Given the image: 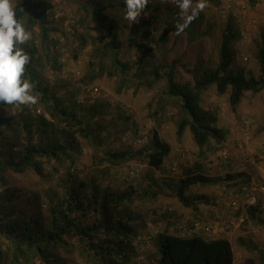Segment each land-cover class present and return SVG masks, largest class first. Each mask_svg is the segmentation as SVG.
Returning <instances> with one entry per match:
<instances>
[{"label":"rangeland","instance_id":"obj_1","mask_svg":"<svg viewBox=\"0 0 264 264\" xmlns=\"http://www.w3.org/2000/svg\"><path fill=\"white\" fill-rule=\"evenodd\" d=\"M103 1L44 0L38 11L50 32L47 46L41 43L38 19L33 27L27 28L32 39L26 44L35 47L38 56L34 68L39 93H31L37 97V103L33 112L28 105L8 104L3 115L13 121L29 110L34 116L44 117L59 130L56 134L49 133L50 141H69L74 149L69 151L70 156H61L59 162L43 161L42 175L31 168L21 174L5 169L6 188H15L21 195L19 199L45 219L54 206L52 198L63 195V181L70 176L87 182L95 180L100 189L131 192L132 198L125 208L135 218V235L125 239L128 248L123 256L130 264H154L159 256L155 239L159 234L187 236L192 230L195 208H186L179 200L175 191L179 182L199 174L219 178L220 182L214 186H192L187 196L203 205L208 219L216 217L225 229L233 232L236 264H264V190L253 188L256 180L264 184V91L246 92L236 110L230 104V89L223 95L216 86L201 92L199 106L215 116L213 125L224 138L211 137L200 147L189 127L178 135L186 115L178 99L163 95L166 81L151 84L148 78L140 80L136 76L137 52L130 44L134 38L147 43L164 68L175 63L178 82L193 86L195 76L218 68L223 34L232 15L237 35L230 70L247 77H264L258 59L264 45V0H205L203 10L182 32L176 29V24L183 20L174 0H149L148 4L155 5L156 11L147 5L138 22L125 19L124 0H106L102 11L109 13L116 23L119 40L116 50L105 48L110 39L108 30L93 12ZM80 2L88 8L78 6ZM198 2L193 0L187 14ZM13 3L16 5L17 0ZM225 6H229V15L220 13ZM156 15L168 24L162 27L155 21ZM92 89L97 90L96 95H92ZM55 108L77 114L88 124L85 135ZM52 112L57 114L52 116ZM62 129L65 133H61ZM155 132L169 147L159 169L151 167L148 159ZM140 137L143 147L137 144ZM116 153L126 154L125 158L114 159L112 154ZM246 159L249 165L245 164ZM242 172L253 181L249 184L238 179L228 181V175ZM237 181L239 184L235 185ZM4 189L0 183V194ZM250 191L258 193L260 216L255 219L248 214L250 204L246 196L239 206H232L242 192ZM199 196L205 200L202 202ZM237 212L244 219H239V226L228 225V218L236 217ZM106 216L111 220L112 217ZM201 230L202 226L197 233ZM151 236L155 238L145 240ZM67 242L54 253L61 264H96L76 241L67 238ZM244 242L261 248L262 253L248 249ZM4 243L8 242L0 237V245Z\"/></svg>","mask_w":264,"mask_h":264},{"label":"trees","instance_id":"obj_2","mask_svg":"<svg viewBox=\"0 0 264 264\" xmlns=\"http://www.w3.org/2000/svg\"><path fill=\"white\" fill-rule=\"evenodd\" d=\"M36 1L17 0L15 5L17 17L26 28L33 27L38 19L42 29L41 43L47 46L50 41V32L46 29L47 22L44 21L43 14L38 11L43 7L44 0ZM105 1L99 3L98 10L94 9L93 12L97 15L99 23L108 30L110 39L105 48L116 50L119 48L118 31L109 13L102 11ZM80 4L78 6L88 8L86 4L81 2ZM148 6L151 11H156L155 5L148 4ZM123 8L126 9V5ZM224 8L226 6L220 10L221 14ZM228 13L229 11H225L224 14L229 15ZM161 18L160 15L154 17L155 21L165 27L168 23H163ZM236 35L235 20L231 15L223 34L218 68L205 71L201 76H195L193 86L178 82L175 63L164 68L158 62L157 55L150 45L135 38L130 41L137 52L136 76L140 80L148 78L151 84L161 80L166 81L163 95L178 99L186 115L180 123L178 135L181 136L184 129L189 127L194 140L200 147L205 146L211 137L218 140L224 138L221 130L213 125L216 122L215 116L210 112L205 113L199 106L201 92L216 86L218 93L223 95L230 89V104L236 110L246 92L264 91V77H247L243 73L230 70L234 56L232 45ZM51 38L54 42V38ZM22 47L30 56L23 78H27L34 84L31 93L37 94L40 85L34 64L38 61V56L35 47L31 48L26 43ZM258 59L264 72V45ZM116 61L122 66L121 61ZM41 91L43 96H47V92ZM6 105L8 104L0 103V183L5 187L0 194V237L8 243L0 245V264H61L54 253L58 247L68 243L67 238L76 241L83 252L96 264H130L123 254L128 248L125 239L135 235L133 224L135 218L125 208L126 202L132 198L131 192H114L110 188L100 189L95 180L87 182L70 176L65 182L63 181V195L52 198L54 206H51L48 218L45 219L40 212L32 210L27 202L19 199L21 195L17 194L18 191L15 188H6L8 180L4 176L5 169L21 174L31 168L42 175L43 161L59 162L61 156H70L69 151L74 149L69 141L61 142L59 139L50 141L49 133L56 134L59 130L56 131L44 117H37L30 113L33 112L36 104L35 106L29 104L28 108L32 110L21 113L13 121L7 120L3 115ZM55 109L59 115L67 119L68 123L77 125L80 128L78 131L80 134L85 135L88 124L79 119L77 114ZM57 113L52 112V116ZM61 133H65V130L62 129ZM46 140L48 142H45ZM168 153L169 147L155 132L153 146L148 154L149 165L159 169ZM125 155L116 153L112 154V157L118 160L125 158ZM227 179L228 181L238 179L243 184L253 181V178L245 176V173L228 175ZM238 181L235 185L239 184ZM219 182V178H209L199 174L188 176L177 185L175 191L181 203L186 208H195L192 228H194L193 221L201 217L196 214L199 211L197 203L192 202L187 192L192 186H214ZM198 199L202 202L205 200L202 196ZM107 214L110 218L112 217L111 220L108 219ZM237 214L236 217H230L228 220L239 219L240 213L237 212ZM248 214L255 219L260 216V211L255 207H249ZM152 237L155 238V236ZM155 239H157L159 256L154 264H234L233 248L227 238L206 239L204 235L196 232L189 233L187 236L164 232ZM243 244L248 249L257 250L260 253L263 251L252 243L244 242Z\"/></svg>","mask_w":264,"mask_h":264},{"label":"clouds","instance_id":"obj_3","mask_svg":"<svg viewBox=\"0 0 264 264\" xmlns=\"http://www.w3.org/2000/svg\"><path fill=\"white\" fill-rule=\"evenodd\" d=\"M174 2L181 9L180 17L183 20V23L176 24L178 32H182L205 7V0H199L196 7L192 8L191 14H187L193 0H174ZM124 3L126 5L125 19L138 22L137 18L141 16L149 0H124ZM30 39H32V32L27 30L18 19L17 7L13 0H0V103L33 104L34 106L37 103V97L31 94L34 84L27 78H23L30 56L22 45ZM91 93L96 95L97 90L92 89ZM137 144L140 147L144 145L143 143ZM247 163L249 165L248 159L245 160L246 165ZM137 174L138 172L134 176ZM255 208L260 211V205Z\"/></svg>","mask_w":264,"mask_h":264},{"label":"crops","instance_id":"obj_4","mask_svg":"<svg viewBox=\"0 0 264 264\" xmlns=\"http://www.w3.org/2000/svg\"><path fill=\"white\" fill-rule=\"evenodd\" d=\"M197 207L199 210L196 212L197 216L201 217V215H202V217H201V219H202V225H201L202 230L199 234L204 235L206 239H208V238H210V239L211 238L212 239L227 238L231 242L233 252H234V256H235V249H234V244L232 241L233 232L225 229V226H223L224 223L219 221V220H216V217H213L212 219H208V212L203 208V205H201L200 203H197ZM212 233H213V236L209 235ZM234 264H236V261L234 262Z\"/></svg>","mask_w":264,"mask_h":264},{"label":"built area","instance_id":"obj_5","mask_svg":"<svg viewBox=\"0 0 264 264\" xmlns=\"http://www.w3.org/2000/svg\"><path fill=\"white\" fill-rule=\"evenodd\" d=\"M225 10H224V12L222 13V14H224L225 13V11H229V7H226V8H224ZM248 59L247 58H245V61H247ZM139 135H141V133H139ZM137 143H139V144H142L143 143V140H142V138L140 137L138 140H137ZM137 172H138V170H137ZM253 188H254V191H257V189H260V190H264V184H261L260 182H259V180H256L255 182H254V184H253ZM239 194V193H238ZM245 194H247V195H245ZM256 195H258V193L257 194H255L254 192H248V193H246V192H242L241 194H240V198L238 199V201H234L233 203H232V206L233 207H237V206H239L240 205V202H241V200L243 199V196H246V198H247V201L249 200V204H250V206L251 207H256V206H259V199H258V197L256 196ZM239 219H241V220H243L244 219V217L243 216H241V217H239ZM239 219L237 218V219H231V220H229V222H228V225L229 224H231V225H238L239 226V224H240V221H239ZM193 223H194V228H192V230H191V233L194 231V233L196 232L197 233V229L202 225V219H195L194 221H193ZM146 241H149V240H151V237L150 238H146L145 239Z\"/></svg>","mask_w":264,"mask_h":264}]
</instances>
